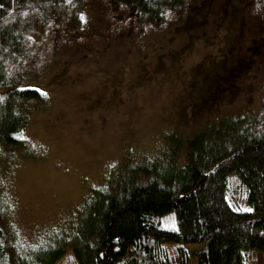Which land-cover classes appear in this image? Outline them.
Returning <instances> with one entry per match:
<instances>
[{"label":"rangeland","instance_id":"374dc122","mask_svg":"<svg viewBox=\"0 0 264 264\" xmlns=\"http://www.w3.org/2000/svg\"><path fill=\"white\" fill-rule=\"evenodd\" d=\"M116 15L89 6L84 36L39 87L48 106L31 112L16 147L0 149V213L14 252L69 245L92 191L158 159L170 133L185 138L259 106L264 19L246 0H200L180 25L140 40ZM232 188L229 201L241 205ZM246 264H264V253L249 251Z\"/></svg>","mask_w":264,"mask_h":264},{"label":"trees","instance_id":"16d2710c","mask_svg":"<svg viewBox=\"0 0 264 264\" xmlns=\"http://www.w3.org/2000/svg\"><path fill=\"white\" fill-rule=\"evenodd\" d=\"M199 1L0 0V149L16 147L31 112L48 106L39 87L84 36L89 6L117 13V27L128 23L140 40L177 27ZM246 1L264 19V0ZM262 87L250 116L223 115L185 138L170 133L158 159L92 191L69 245L14 252L0 213V264H246L249 251L264 253V75ZM233 183L241 205L229 201ZM192 245L201 249L190 254Z\"/></svg>","mask_w":264,"mask_h":264}]
</instances>
